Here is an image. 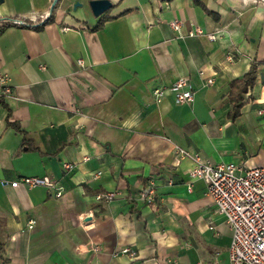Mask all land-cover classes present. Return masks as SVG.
Returning a JSON list of instances; mask_svg holds the SVG:
<instances>
[{
    "label": "crops",
    "instance_id": "crops-1",
    "mask_svg": "<svg viewBox=\"0 0 264 264\" xmlns=\"http://www.w3.org/2000/svg\"><path fill=\"white\" fill-rule=\"evenodd\" d=\"M91 1L60 0L52 16L55 0H0V73L14 87L0 100V264H231L232 230L203 180L189 190L195 163L176 150L239 173L264 165V0H110L100 17ZM254 61L233 119L232 83ZM182 79L191 105L169 90ZM44 176L60 198L1 185Z\"/></svg>",
    "mask_w": 264,
    "mask_h": 264
},
{
    "label": "built area",
    "instance_id": "built-area-1",
    "mask_svg": "<svg viewBox=\"0 0 264 264\" xmlns=\"http://www.w3.org/2000/svg\"><path fill=\"white\" fill-rule=\"evenodd\" d=\"M18 24H23L17 21ZM172 27L176 31L181 30L179 22H173ZM220 32L206 33L197 28L191 37L206 36L211 41H216ZM80 65H84L82 61ZM213 83V81H209ZM169 90L175 96L179 105H191L195 100V92L187 80H179ZM165 89H157L153 95L157 101L165 97ZM14 87L11 76L0 73V100L12 99ZM264 115V110L258 111ZM178 162L191 159L195 166L189 171L192 190V182L203 180L207 184V191L212 198L216 210L220 216L229 224L232 230V243L229 248V259L231 264H264V165L239 173L240 169L233 163L213 164L204 161L198 154H192L184 149L177 148ZM67 170L74 169L71 164L65 165ZM99 175V174H98ZM98 177V176H97ZM2 186L12 188L25 187L27 189L46 188L56 190V197L62 196L61 188L55 180L48 176L44 177H22L12 182L2 181ZM117 197V193L109 192L97 196V201L111 203ZM140 200L146 205H153L157 198L154 184H150L140 194ZM30 229L36 224L30 223ZM211 229H214L213 227ZM119 254L127 255L132 259L137 258V252L131 248H123Z\"/></svg>",
    "mask_w": 264,
    "mask_h": 264
},
{
    "label": "trees",
    "instance_id": "trees-1",
    "mask_svg": "<svg viewBox=\"0 0 264 264\" xmlns=\"http://www.w3.org/2000/svg\"><path fill=\"white\" fill-rule=\"evenodd\" d=\"M60 0L57 2L56 6L54 7L52 11L53 13L57 10ZM52 16L41 25H31L23 23L22 25H19L17 23L18 20H13L9 22H4V25L2 26L1 30L9 28V27H25V28H35L37 30H41L46 24H48L52 20ZM258 63L254 61L251 65V69L248 72V74L245 76V78L241 81H235L232 83V94L230 97V100L233 105V109L231 112V116L233 119H236L240 115V110L243 107L242 101V95L247 93L248 88L253 87L256 81V70L258 68Z\"/></svg>",
    "mask_w": 264,
    "mask_h": 264
},
{
    "label": "water",
    "instance_id": "water-1",
    "mask_svg": "<svg viewBox=\"0 0 264 264\" xmlns=\"http://www.w3.org/2000/svg\"><path fill=\"white\" fill-rule=\"evenodd\" d=\"M59 0H55L53 6H52V11L54 7L56 6L57 2ZM90 6L92 9V12L95 17H100L104 15L106 12H108L112 7L113 4L110 0H92L90 2Z\"/></svg>",
    "mask_w": 264,
    "mask_h": 264
}]
</instances>
